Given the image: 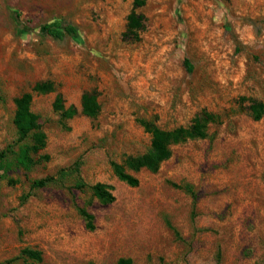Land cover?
Segmentation results:
<instances>
[{
    "label": "rangeland",
    "instance_id": "rangeland-1",
    "mask_svg": "<svg viewBox=\"0 0 264 264\" xmlns=\"http://www.w3.org/2000/svg\"><path fill=\"white\" fill-rule=\"evenodd\" d=\"M133 6L0 0V151L17 138L15 100L26 93L46 136L30 170L11 154L2 163L0 264H264V115L254 121L250 109L264 103V0H145L137 41L123 36ZM56 19L77 35L48 36ZM43 82L54 90H33ZM88 91L94 120L81 113ZM57 94L73 118L54 109ZM203 112L214 116L206 138L173 146L155 173L127 169L150 146L141 121L171 130ZM49 176L57 183L31 188ZM98 183L112 203L93 195Z\"/></svg>",
    "mask_w": 264,
    "mask_h": 264
},
{
    "label": "trees",
    "instance_id": "trees-1",
    "mask_svg": "<svg viewBox=\"0 0 264 264\" xmlns=\"http://www.w3.org/2000/svg\"><path fill=\"white\" fill-rule=\"evenodd\" d=\"M144 3L145 0H134L133 11L128 16L126 31L123 34L124 38L130 37L134 41L138 40V33L143 29V18L139 14H136L135 10L142 7ZM44 30L48 36L59 41L64 40L67 36H75L78 33L75 26L57 19L45 24ZM184 67L187 73L192 72V66L187 59L184 60ZM33 90L39 93H48L53 91L54 88L50 82H43L36 84ZM30 102L31 94L29 93L15 100L16 110L13 124L16 129L17 138L12 145L0 151V170L3 168L2 163L8 154H11L10 162L13 166L30 170L37 164L35 156L45 147L46 136L38 122V116L30 110ZM54 109L59 112L63 120L71 119L77 114V109L73 105L65 106L60 94L56 95ZM250 109L254 121L260 120L264 115V103H253ZM99 112L100 104L97 93L95 91L83 93L81 113L94 120L97 118ZM213 120V115L203 112L197 115L188 126H179L171 130H164L154 124L141 121V124L151 134L150 146L145 153L128 157L125 161L127 169L133 172H138L141 169L152 173L157 172L160 165L170 158L173 146L206 138L208 126ZM13 146H17L16 150L13 149ZM111 166L118 180L132 187L138 185V179L126 173L123 166L116 163H111ZM75 170H77V167ZM56 183L57 180L49 176L33 181L31 188L38 189ZM91 190L101 204L107 205L114 201L111 187L108 185L98 183L93 185ZM80 215L86 221L87 228L91 229L92 216L85 210H80ZM22 253L37 262H41L42 260L39 252L23 250ZM116 264H132V262L130 259L119 258Z\"/></svg>",
    "mask_w": 264,
    "mask_h": 264
}]
</instances>
